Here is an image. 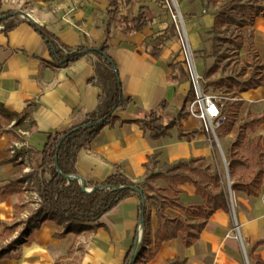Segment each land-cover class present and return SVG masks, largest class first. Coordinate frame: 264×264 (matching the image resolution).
Returning <instances> with one entry per match:
<instances>
[{
    "label": "crops",
    "instance_id": "crops-1",
    "mask_svg": "<svg viewBox=\"0 0 264 264\" xmlns=\"http://www.w3.org/2000/svg\"><path fill=\"white\" fill-rule=\"evenodd\" d=\"M107 7V0H63L54 6L50 15L42 17L34 11L29 20H16L17 26L11 31L3 32L0 29V104L8 112L20 114L32 103L31 117L35 122L34 133L23 136L17 131L21 140L14 141L10 132L14 121L8 122L0 117V162L13 157L11 150L15 142L24 143L25 149L41 152L48 134L81 124L86 115L95 110L101 93L98 87L88 83L94 76L93 63L96 58L93 55L83 56L67 67L54 69L45 43L30 23L45 26L71 51L99 47L105 40ZM5 11L0 4V12ZM213 18L209 24L211 28ZM250 29L257 55L264 62V13L253 18ZM148 37L156 39L150 25L133 34H123L119 24H112L108 54L116 64L124 96L131 98L132 103L126 110L117 109L114 112V116L123 124L104 127L78 152L76 176L86 184H100L115 173H122L133 182H142L145 164L151 156H156V171L164 165L195 158H200L204 165L210 166V138L198 131L199 120L191 117L181 120L184 133L195 132L190 139L178 138L177 130L173 127L168 136L154 140L148 131L135 123L144 114L156 111L160 124L166 125L177 117L190 90V84L183 76V65L176 64L171 56H167L165 47H157L160 57L156 59L152 50L156 46H147ZM170 65L171 69L168 68ZM170 72L173 80L168 77ZM262 73L263 85L237 93L236 98L242 101L239 110L249 107L251 120L262 119L261 123L253 125L250 133L254 135L251 142L259 138L264 152V71ZM162 103L163 108L160 107ZM255 125L258 128L254 129ZM220 135L222 141L217 137L218 143L228 154L236 135L233 131ZM248 137L246 133L244 144ZM242 147L237 149L240 156ZM257 156L255 153L254 158L258 159ZM35 160L39 164V158L33 155L31 161ZM17 162L18 165H0V194L10 182L24 173L26 164ZM156 184L157 187L164 186L162 180H157ZM226 184L227 197L228 192H231V199L228 197L229 213L215 211L191 247H184L178 234L175 239L163 242L147 262H144V250L154 243L153 232L157 219L153 210L148 211L147 193L143 190L145 224L133 264H167L173 261H185L184 264H243L233 234V219L239 226L238 236L243 252L244 243L250 251L253 242L264 239V178L258 197L232 190L231 179L229 181L227 178ZM179 189L182 191L179 195L181 202H201L191 184H182ZM28 190L23 184L21 189L0 198V225L16 223L28 211L29 206L25 201ZM250 201L251 207L247 205ZM141 202L140 196H132L104 214L99 220L101 226L94 232L80 235L68 233L63 238L55 236L63 228L44 217L38 222L36 230L26 233V240L15 244L11 251L8 250V256L1 264H55L58 261L62 264H123L136 241V230L141 220L138 207ZM246 211L250 217H246ZM168 213L174 214L172 211ZM6 241L7 237H4L0 243ZM263 253L264 245L254 251L264 264Z\"/></svg>",
    "mask_w": 264,
    "mask_h": 264
},
{
    "label": "trees",
    "instance_id": "trees-1",
    "mask_svg": "<svg viewBox=\"0 0 264 264\" xmlns=\"http://www.w3.org/2000/svg\"><path fill=\"white\" fill-rule=\"evenodd\" d=\"M107 1L105 40L99 47L78 48L71 51L62 45L45 26L30 23L33 30L45 43L51 56V66L54 69L67 67L83 56L93 55L96 58L93 63L94 76L88 80V83L98 87L101 93L97 98L95 110L86 115L81 124L71 126L64 131L48 134L41 152L37 153L29 148H21L15 151L13 157L0 162V165L6 163L18 165L17 158L25 152H28L30 157L35 155L39 158V164L38 160L35 161L34 181L41 204L28 222L31 228L25 230V233H21V236L26 233L30 234L39 227L35 219L41 215L43 209L50 211V216L47 217L48 221L63 228L62 232L55 235L57 238H63L68 233L74 235L92 233L101 226L99 220L104 214L128 198L139 196L138 191L144 190L147 193L146 200L150 206H153L157 219L153 232L154 243L144 250V262H147L152 259L163 242L175 239L178 234H180V240L184 247L189 248L194 245L212 214L217 210L229 213L230 203L220 172L211 169L209 165H204L200 158L164 165L161 170L156 171V156H151L145 164L142 182H133L122 173H115L100 184H86V187L93 188L89 193L83 191L77 179L71 178L76 176L75 164L78 152L85 148L104 127H111L115 123L123 124V121L114 116V112L117 109L126 110L132 103L131 98L124 96L116 64L108 54L112 24H119V29L123 34H133L147 28L153 19L152 10L148 6L139 4V0ZM215 1L208 0L209 3ZM242 1L230 0L228 5H224L214 16L211 28L212 33L215 34L217 45H225L224 53L218 56L219 60L224 58L226 53L236 55L241 50L245 52L244 67L239 71L238 76L244 77L246 71L249 70L248 75L242 81L230 80L236 87V93L263 85L262 72L264 71V62L257 55L251 30L247 35L238 33L229 37L219 36L231 26L242 29L247 23L251 25L254 17L264 13V2L262 5H244ZM123 7L125 11H123ZM15 18V12H0V27L3 32L11 31L17 26ZM152 50L154 51L153 56L159 59L160 49L155 47ZM168 68L171 69L172 66L170 65ZM217 68L215 63L207 70L206 75H212ZM171 75V72L168 73L170 80H173ZM192 98L193 93L190 89L184 104ZM241 105L242 101L239 98L224 103L223 115L225 119L218 129L223 135L230 131L236 135L227 154L231 189L242 191L250 197H258L264 178V152L259 138L251 142V147L257 153L261 165L247 180L239 173L241 168L247 169L250 166L249 162L237 152L246 139V133L242 127L234 126ZM160 107L163 108V103ZM32 108L33 104L30 103L22 113L16 114L8 112L0 104V117L8 122L14 121L10 131L14 141L21 140L17 131L28 134L35 132V122L31 117ZM186 117L188 116L183 106L177 117L166 125L160 124V118L156 111L144 114L135 123L142 130L148 131L150 138L154 140L168 136L173 127L177 130L178 138L190 139L195 132L184 133L181 125V120ZM261 121V118H253L247 123L249 130L253 131V125L259 124ZM47 176L48 178H46ZM29 178L31 175H22L14 179L0 194V198L21 189L23 184L30 180ZM157 180H162L164 186L157 187ZM185 183L194 187L195 194L201 200L200 203H183L179 200V195L182 193L179 186ZM168 211H172L174 214L170 215ZM138 216L140 219L146 216L145 203L141 202L139 205ZM16 225V223L1 224L0 240L9 237ZM17 242L0 246V264L8 256L9 251L14 249ZM262 245H264V239L251 244V249L248 252L251 264H263L262 259L254 254V251ZM132 250L133 246L123 264H133ZM184 263L185 261H173L167 264ZM55 264H62V262L58 261Z\"/></svg>",
    "mask_w": 264,
    "mask_h": 264
},
{
    "label": "rangeland",
    "instance_id": "rangeland-1",
    "mask_svg": "<svg viewBox=\"0 0 264 264\" xmlns=\"http://www.w3.org/2000/svg\"><path fill=\"white\" fill-rule=\"evenodd\" d=\"M62 1L63 0H4L3 2V0H0V4L4 6V10L15 12V19L17 21H20L24 19L29 20L30 15H32L34 11L42 17L50 15L53 12L54 6ZM172 1L175 8L177 9V11H179L181 15L180 24H176L170 14V8L173 9L170 0H139V4L146 5L153 11V21L150 24V28L156 35V39L148 37V40L146 42L147 46H160L161 48L165 47V54L167 56H171L172 60L175 61L176 64L183 65V76L188 82L189 77L187 73V68L188 61H190L196 66L198 72L201 74L203 78V87L206 93L219 95L224 99L225 102L233 101L236 97H238V94L236 93L235 85L230 80L242 81L248 75L249 72V70H247L244 77L238 76L239 71L244 67V61L246 57L245 52L241 50L236 55L232 53H226L225 57L219 60L218 56L224 53L225 45H217L215 40V34L212 33L211 27L209 25L211 19L222 9L224 5H228V2L230 0H216L213 3H209L208 0ZM263 2V0H243L242 4L262 5ZM122 9L123 11H125L124 7ZM250 30V23H247L242 29L231 26L227 31H224L223 33L219 34V36L229 37L232 34L234 35L238 33L247 35L249 34ZM215 63L218 66L216 72L210 76H207V70L211 68ZM259 116L263 115L260 114ZM251 118L252 114L249 107H244L239 110L236 121V127H242L245 133L249 135V137L245 141V144L240 150V154L243 157L247 158V161L250 165L247 169L241 168L239 171L240 175L245 180H247L248 177L253 175L261 165L260 161L257 158H254L255 152L250 146L251 139L254 137V135L250 133L247 123L250 122ZM203 127V123L200 122L198 131L203 132V134L206 135ZM256 128H258L257 125L254 126V129ZM216 134L219 140L222 141L219 129L216 130ZM208 145L211 155L209 157L210 166L212 169H216L220 172L222 182L226 187L227 178L230 181V175H228V177H226L225 175V164L227 165V152L222 150V145H217L216 142L209 141ZM24 155L27 163L25 166L26 169L24 168L25 171L24 173H22V175H31V178H29L30 180L25 182L24 185L26 188L33 190V192H37L34 181V168L36 160L32 162L31 158L33 155L30 157L28 152H25L22 156L24 157ZM35 157L38 158L37 156ZM233 203L235 206V200L233 201ZM247 205L251 207L252 202L250 201V203H247ZM148 207V211L152 212L153 210L154 212L153 206L149 205ZM28 211L29 214L27 215V219L22 217L18 218L16 222V228L10 234V236L7 237L6 242L0 243L2 246L9 245L14 241L20 242L23 240V238L28 237V235L26 234H23L21 236V233H25V230H29L31 228L28 222L30 218H32L33 214L38 211V209L35 210L33 209V207H30ZM46 211L48 210L46 209ZM249 214L250 213L248 212L245 213L246 217H250ZM49 216L50 211H48V213H44L43 210L41 215L35 219V222L38 223L44 217L47 218ZM238 232V223L235 219H233V234L241 252L242 262L243 264H246L247 260V263L251 264L248 258L249 246L242 241L244 243V252L241 250V243L238 236ZM244 254L246 255V258ZM262 257L264 260V253L262 254Z\"/></svg>",
    "mask_w": 264,
    "mask_h": 264
},
{
    "label": "built area",
    "instance_id": "built-area-1",
    "mask_svg": "<svg viewBox=\"0 0 264 264\" xmlns=\"http://www.w3.org/2000/svg\"><path fill=\"white\" fill-rule=\"evenodd\" d=\"M173 6V9L170 8V14L173 18V21L176 24L181 23V15L179 11L175 8L173 1L170 0ZM2 29V27H0ZM187 73L189 77L190 82V89L193 93V98L189 101H187L184 104L185 112L187 113L188 117L194 118L196 120H199L204 125V131L205 133L210 137V142H216L217 145L218 139L216 130L218 129L219 125L222 123V121L225 119L223 115V106H224V99L219 95H213L208 94L205 92L203 87V78L201 74L196 69V66L188 61V68ZM13 125V123H12ZM20 135H27L25 132H18ZM22 147L25 148L24 143L21 142H15L13 145V149L11 150V154L14 155L16 150L21 149ZM18 161H22L25 164L27 163L25 155L20 156L17 158ZM226 173V172H225ZM227 175V174H226ZM89 191V189H87ZM26 196V203L28 206L33 209L37 210L40 208L41 199L37 192H33V190H28ZM228 197L231 199V192H228ZM30 198V199H29ZM30 201V202H29ZM29 207V208H30ZM44 213H48L46 209H43ZM29 214V211L24 212L22 214V218L27 219V215ZM145 221L140 220L137 230H136V248H135V254L137 253V246L139 244L140 238L143 234V226ZM237 230V227H236ZM23 240H26V238H23Z\"/></svg>",
    "mask_w": 264,
    "mask_h": 264
},
{
    "label": "water",
    "instance_id": "water-1",
    "mask_svg": "<svg viewBox=\"0 0 264 264\" xmlns=\"http://www.w3.org/2000/svg\"><path fill=\"white\" fill-rule=\"evenodd\" d=\"M57 171H58V169H57ZM225 172H226V174H228L227 165H225ZM71 178L72 179H77L80 182L84 192L89 193V192H91L93 190V188L86 187V183L81 178H79L78 176H73ZM87 189H89V191ZM138 194H139V196L141 198L142 203H144L143 192L141 190H139ZM141 220L143 221L144 218L142 217ZM135 248H136V241H135V244H134V247H133V250H132V259H134V257H135ZM246 264H248L247 260H246Z\"/></svg>",
    "mask_w": 264,
    "mask_h": 264
}]
</instances>
